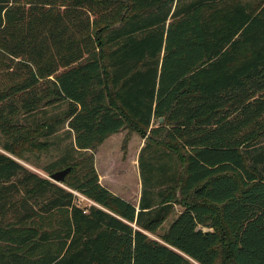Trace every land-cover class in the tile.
Returning <instances> with one entry per match:
<instances>
[{"label":"trees","instance_id":"obj_1","mask_svg":"<svg viewBox=\"0 0 264 264\" xmlns=\"http://www.w3.org/2000/svg\"><path fill=\"white\" fill-rule=\"evenodd\" d=\"M60 104L64 183L0 152V264H264V0H0L2 149ZM129 124L138 208L72 155Z\"/></svg>","mask_w":264,"mask_h":264},{"label":"rangeland","instance_id":"obj_2","mask_svg":"<svg viewBox=\"0 0 264 264\" xmlns=\"http://www.w3.org/2000/svg\"><path fill=\"white\" fill-rule=\"evenodd\" d=\"M192 0H185L190 2ZM250 11H257L260 8L261 0H242ZM67 104H60L48 109H42L33 116L22 118L24 125L36 127L37 125L48 123L54 125V122L61 119V124L57 125L52 134L45 136H32L30 147L23 144L21 149L24 151L25 159H19L14 155L2 149V145L6 143V139L0 135V152L8 155L12 159L23 164L29 170L39 174L49 180V174L45 170H54L58 167V163L66 158V154L70 148L71 136H69V128L67 123L63 122L67 112ZM107 140V139H106ZM105 140V141H106ZM146 138L141 137L129 124L126 130L108 138L106 145L109 146L106 153L97 155L91 151H83L72 153L74 158L85 169L88 161L94 160L93 164L101 176L103 186L110 192L126 193L127 198L138 208V202L141 196L142 186L140 178L139 158L141 150L144 148ZM35 146V147H33ZM33 147V148H32ZM98 150V149H97ZM147 159V152L144 154ZM115 195V194H114ZM78 204L81 206L91 205L90 201L80 194H76ZM117 196V195H116ZM176 211L166 224L159 231V235H163L170 223L182 211L180 206L175 207ZM152 238H155L151 236Z\"/></svg>","mask_w":264,"mask_h":264},{"label":"water","instance_id":"obj_3","mask_svg":"<svg viewBox=\"0 0 264 264\" xmlns=\"http://www.w3.org/2000/svg\"><path fill=\"white\" fill-rule=\"evenodd\" d=\"M162 122H163V119H160V123H162ZM74 170H75L74 167H71V166L67 167V168H65L63 170H60V171H57V172L51 174L49 176V180H51L52 182H54L56 184L61 185L62 183L65 182L67 176L70 173L74 172Z\"/></svg>","mask_w":264,"mask_h":264},{"label":"crops","instance_id":"obj_4","mask_svg":"<svg viewBox=\"0 0 264 264\" xmlns=\"http://www.w3.org/2000/svg\"><path fill=\"white\" fill-rule=\"evenodd\" d=\"M116 135V134H115ZM108 140V139H107ZM107 140L98 148V150H97V155H98V153L100 154L101 153V155H102V153H106V151H107V149L109 148V146H107L106 145V142H107ZM99 178H101V176H99ZM140 178H141V176H140ZM100 183L101 184H103V181L102 180H100ZM141 186H142V183H141ZM106 188V187H105ZM142 192V191H141ZM114 194L115 195H117V196H119L120 198H122V199H124L125 201H127V202H130L131 204H133V205H135L133 202H131L128 198H127V196L125 195L126 193H119V192H114ZM140 199H141V196H140ZM140 199H139V202H138V206H139V204H140Z\"/></svg>","mask_w":264,"mask_h":264},{"label":"built area","instance_id":"obj_5","mask_svg":"<svg viewBox=\"0 0 264 264\" xmlns=\"http://www.w3.org/2000/svg\"><path fill=\"white\" fill-rule=\"evenodd\" d=\"M89 201V200H88ZM91 202V201H90ZM92 203V202H91Z\"/></svg>","mask_w":264,"mask_h":264}]
</instances>
